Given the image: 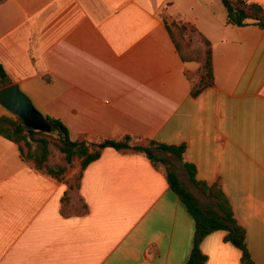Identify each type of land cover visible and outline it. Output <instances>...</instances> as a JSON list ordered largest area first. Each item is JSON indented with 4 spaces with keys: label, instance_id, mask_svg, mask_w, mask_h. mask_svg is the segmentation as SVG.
I'll list each match as a JSON object with an SVG mask.
<instances>
[{
    "label": "crops",
    "instance_id": "0c3cea01",
    "mask_svg": "<svg viewBox=\"0 0 264 264\" xmlns=\"http://www.w3.org/2000/svg\"><path fill=\"white\" fill-rule=\"evenodd\" d=\"M173 21L197 28L194 48L211 46L214 84L197 97L203 62L182 59ZM0 63L8 85L73 139L186 145L182 159L173 155L180 181L201 207L185 163L198 180L221 181L252 258L264 264L262 28L229 24L221 0H0ZM9 112L0 105V117ZM67 189L0 135V264L187 263L195 220L145 155L105 148L81 180L85 214H63ZM225 236L202 240L206 264H242Z\"/></svg>",
    "mask_w": 264,
    "mask_h": 264
},
{
    "label": "trees",
    "instance_id": "16d2710c",
    "mask_svg": "<svg viewBox=\"0 0 264 264\" xmlns=\"http://www.w3.org/2000/svg\"><path fill=\"white\" fill-rule=\"evenodd\" d=\"M227 11V22L242 27L250 24L264 30V7L252 0H221ZM178 52L186 62H203V74L192 88V96L197 97L205 89L214 84V69L210 43L205 52L194 48V35L198 34L196 27L183 22L167 23ZM7 71L0 63V88L8 86ZM45 119L51 127L50 132L30 130L25 123L10 116L0 117V135L18 145L20 157L28 165L39 172L51 176L59 182H64L68 189L63 198L62 212L64 215H82L87 207L79 196L81 180L87 166L98 159L105 148H114L120 152H135L145 155L152 164L163 171L172 190L182 200L196 223V234L193 248L186 264H206L208 257L202 252L201 242L210 233L225 231V241L232 243L242 251V264H256L247 245V231L235 218L229 197L223 190L222 182L212 185L196 178V167L185 163L190 180L198 190L209 198L215 208L204 210L200 202L182 184L173 168L166 160L156 154V150L172 154L182 159L186 145H168L140 137L125 136L119 140L90 141L85 136L76 139L71 137L66 124L51 116ZM40 145L41 150L35 151L34 146ZM58 152L59 161H54ZM72 180H67L71 171Z\"/></svg>",
    "mask_w": 264,
    "mask_h": 264
},
{
    "label": "water",
    "instance_id": "95a60500",
    "mask_svg": "<svg viewBox=\"0 0 264 264\" xmlns=\"http://www.w3.org/2000/svg\"><path fill=\"white\" fill-rule=\"evenodd\" d=\"M0 105L21 119L30 130L51 131L48 121L19 84L0 88Z\"/></svg>",
    "mask_w": 264,
    "mask_h": 264
},
{
    "label": "rangeland",
    "instance_id": "374dc122",
    "mask_svg": "<svg viewBox=\"0 0 264 264\" xmlns=\"http://www.w3.org/2000/svg\"><path fill=\"white\" fill-rule=\"evenodd\" d=\"M195 36V35H194ZM194 44V43H193ZM10 114V117H16V116H14L11 112H9ZM34 149H35V151H39V150H41V146L40 145H35L34 146ZM156 154L159 156V157H162V158H164L165 160H166V164L167 165H169V166H171L172 168H173V170H174V168H178V165H179V163H180V161L175 157V156H173V155H170V154H168V153H164V152H160V151H157L156 150ZM59 158H60V155H59V153L56 151L55 152V154H54V161H59ZM77 171V169L76 170H74V171H71L69 174H68V176L70 177V180H72V177H73V174L75 173ZM174 172H176L175 170H174ZM177 174V173H176ZM183 178V177H182ZM188 180V179H187ZM181 182H183L182 184L187 188V190H188V185L186 184V182L185 181H183V179H182V181ZM188 182H189V180H188ZM198 189V188H197ZM200 197H202V199H203V203H202V207H203V209L204 210H207V209H209V208H215V207H213V204H212V202H211V200L209 199V198H207L205 195H204V197L203 196H201V194H200ZM206 197V198H205Z\"/></svg>",
    "mask_w": 264,
    "mask_h": 264
}]
</instances>
